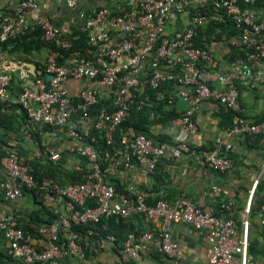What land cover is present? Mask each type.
<instances>
[{"label":"built area","instance_id":"1","mask_svg":"<svg viewBox=\"0 0 264 264\" xmlns=\"http://www.w3.org/2000/svg\"><path fill=\"white\" fill-rule=\"evenodd\" d=\"M206 1L182 28L173 31L169 27L189 11L191 0H141L133 5L118 2L113 7L97 6L87 17L79 11V16L87 19L84 30L92 48L74 54L63 64L58 61L59 53L51 48L46 63L36 73L22 65L15 76L14 67L1 61L13 46L6 50L3 43L37 33L46 43L71 48L73 30L46 16L32 21L30 14L42 7L43 0H9L0 15V102L5 107H20L30 129L38 135L51 130L67 136V152L85 158L88 166L78 170L83 180L39 179L32 158L0 140V169L6 173L0 181V200L16 201L26 190L34 191L54 216L49 225L32 234L24 230V213L17 208L1 214L0 233L7 247L6 258L0 264H63L68 258L85 259L99 242H116V235L104 233L99 227L113 216H144L153 225L149 231L135 227L118 246L120 258L126 263L137 260L148 242L157 237L167 259L165 264H177L180 245L173 239L172 225L182 222L206 231L212 248L206 264H261L250 253L249 216L243 221L240 237L232 216L196 205L186 197L175 201L160 198L151 204L137 177H132L127 193L119 192L110 180L116 172L136 164L154 171L166 155L187 154L201 158L215 170L230 169L233 158L191 143L199 131L194 114L204 100H216L235 113V125L227 135L235 131L264 133V121H247L239 100L240 84L253 83L264 63V15L254 9L261 0ZM67 5L79 10L78 0H67ZM228 19L241 32L242 55L232 58L226 69H219L213 51L197 41L200 30L211 21ZM210 70L215 71L220 88L209 84ZM74 80L97 81L100 87L80 85L75 94L67 86ZM102 91L109 102L99 107ZM178 98L184 99L189 108L178 111L179 116L171 120L172 128L183 131L174 142L125 131V146L105 152L107 165H103L93 145L83 142L94 128L105 134L109 145H114L116 132L132 111L154 102L174 106ZM156 117V111H152L151 119ZM62 154L51 149L47 157L57 163ZM258 183L256 180L254 189ZM212 190L220 192L221 187L214 185ZM222 209L231 211L232 203L223 204ZM262 212L264 227V204ZM246 213H250L249 206ZM79 225L89 226L85 235L73 228Z\"/></svg>","mask_w":264,"mask_h":264},{"label":"crops","instance_id":"2","mask_svg":"<svg viewBox=\"0 0 264 264\" xmlns=\"http://www.w3.org/2000/svg\"><path fill=\"white\" fill-rule=\"evenodd\" d=\"M140 1L78 0L79 10L74 11L67 5V0H43L42 7L31 13L30 19L36 21L46 16L58 25H68L74 31L84 29L87 15L97 6L113 7L118 2L133 5ZM8 3L9 0H0V15ZM207 3L206 0H191L189 11L170 26L169 30L182 28L198 7ZM254 9L259 15H264V0L256 3ZM79 11L84 12L86 17L79 16ZM207 38H209L207 46L213 51L219 69H226L232 58L242 55L241 32L238 30L218 27ZM50 52V47L40 45L30 53L5 55L1 61L3 64L8 63L14 67L15 76H18L22 65L36 73L46 63ZM258 72V78L253 83L240 84L239 100L242 115L251 123L264 121V63ZM208 81L211 87L220 88L221 86L214 70L209 71ZM80 85L100 87L97 81L74 80L67 84L70 91L75 94ZM102 98L104 103L109 102L107 94L103 91ZM174 107L177 111H183L189 108V104L184 99L178 98ZM2 113L12 127L9 129L0 123V138L13 144L14 148L22 154L33 160L51 161L47 154L51 149H56L63 154L61 160L55 164H60L65 170L72 172L88 166L85 158L67 152L70 141L61 132L54 134L50 130L40 136V141H35L26 114L20 107L4 106ZM194 117L199 131L192 137L191 143L207 150L216 149L221 154L233 158L234 163L230 169L215 170L201 158L187 154L180 157L166 155L154 171H148L144 165L136 164L131 169L116 172L110 180L120 184L124 192L118 190L119 192L126 193L131 185L132 177H137L140 180V187L151 204L160 198L175 201L180 197H186L196 205L221 215L232 216L238 223L240 237L243 235V221L249 216L250 253L258 263L264 264V227L261 223L264 204V133L248 134L235 131L227 135L228 129L232 128L229 126L231 119L227 117L223 105L216 100L202 101ZM182 134L181 128H172L171 120L153 123L148 129V135L157 141L174 142L176 137ZM5 178V171L0 169V181ZM256 180H259V183L254 189ZM214 185L221 187V191L214 192L212 190ZM226 203H232L231 211L222 209V205ZM248 206L249 214L246 213ZM13 208L28 215L38 211L40 204L30 192H26L16 201L0 200V215ZM127 223L134 225L139 231H149L153 228L152 223L144 216L131 217L127 219ZM172 226L173 239L180 245V257L177 264H206L212 253L206 231L182 222L173 223ZM6 247L7 242L0 233V251H5ZM166 261L161 242L154 237L142 250L139 258L132 263L122 261L116 244L104 240L99 242L85 259L68 258L63 261V264H165Z\"/></svg>","mask_w":264,"mask_h":264},{"label":"trees","instance_id":"3","mask_svg":"<svg viewBox=\"0 0 264 264\" xmlns=\"http://www.w3.org/2000/svg\"><path fill=\"white\" fill-rule=\"evenodd\" d=\"M218 27L222 29L230 27L237 30L233 26L230 19H228L227 22L211 21L207 25V27L200 30V37L197 41L198 44L208 47L207 42L209 41V38L207 37H209V34L211 32H214ZM204 37L206 38L204 39ZM72 41L73 45L71 48L58 47L54 43L44 42L37 33H30L29 35L20 36L3 43V48L7 50L9 46H13L11 49H8L10 54H20V52L30 53L34 49L39 48L40 45H45L59 53L58 61L59 63L63 64L66 63L68 59L71 58L74 54L84 53L92 48L87 39V32L84 29L74 30L72 33ZM103 104L104 101L99 104V107ZM3 108L4 105L0 102V123L6 128L10 129L12 126L7 121L6 116L2 113ZM224 109L226 110L227 117L231 119V123H229V126L233 127L235 125V113L225 107ZM152 111H156L157 114V117L153 120L151 119ZM178 116L179 112L174 106H170L167 102H154L151 106L145 107L141 110L132 111L131 115L122 123L120 129L116 132L114 145H109L107 143V138L105 134L103 132L97 131L94 128L92 130V135L85 137L83 139V142L93 145L100 152L103 165H107V162L104 159L105 152L108 150H113L116 146H125L123 142V133L125 131L131 130L134 133H144L149 136L148 129L151 124L156 122H166ZM31 131L33 133V139L35 141H40V135H38L37 132H35L34 130ZM0 140H2L4 143H7V141L3 138H0ZM3 152L5 153V151ZM31 163L35 168V175L39 179L50 177L55 179H61L64 182L83 180V173L81 171H67L60 164H55L49 160H45L44 162H42L41 160L32 159ZM113 183L115 184V182ZM115 186L117 190L123 191V188L118 182H116ZM26 192H30L31 194H33L37 198L38 203L40 204V208L38 211L32 212L28 215L24 214L23 216L24 230L26 232L35 234L37 232V229H39L40 227L49 225L53 221L54 216L51 214V212L47 210L43 202L38 199L37 194L34 191L26 190ZM99 227L104 233H112L116 235L117 240L115 244L117 247L121 246L125 242L128 233L135 228L134 225H129L127 223V219H117L115 216L104 219L99 224ZM73 228L85 235L88 231L89 226L79 225L74 226ZM62 237H64V232L62 233ZM5 258V251H0V260H5Z\"/></svg>","mask_w":264,"mask_h":264}]
</instances>
